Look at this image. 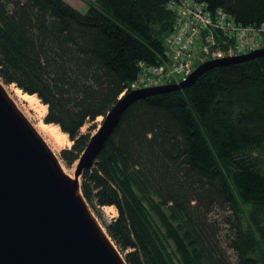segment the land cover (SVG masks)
Returning a JSON list of instances; mask_svg holds the SVG:
<instances>
[{"label": "trees", "instance_id": "1", "mask_svg": "<svg viewBox=\"0 0 264 264\" xmlns=\"http://www.w3.org/2000/svg\"><path fill=\"white\" fill-rule=\"evenodd\" d=\"M170 1L96 0L81 13L64 0H0V78L47 107L44 122L73 143L68 166L93 136L83 127L107 116L140 64L163 63ZM198 1L264 24V0ZM82 192L127 264H264V57L132 104Z\"/></svg>", "mask_w": 264, "mask_h": 264}, {"label": "water", "instance_id": "2", "mask_svg": "<svg viewBox=\"0 0 264 264\" xmlns=\"http://www.w3.org/2000/svg\"><path fill=\"white\" fill-rule=\"evenodd\" d=\"M261 57L264 49L209 60L180 84L128 91L92 136L74 177L0 81V264H127L83 195L84 172L138 100L184 90L213 68Z\"/></svg>", "mask_w": 264, "mask_h": 264}, {"label": "built area", "instance_id": "3", "mask_svg": "<svg viewBox=\"0 0 264 264\" xmlns=\"http://www.w3.org/2000/svg\"><path fill=\"white\" fill-rule=\"evenodd\" d=\"M176 16L167 38L163 63H141V74L121 95L130 90L180 84L209 60L232 58L264 49V24L243 26L223 9L210 11L198 0H172L168 4Z\"/></svg>", "mask_w": 264, "mask_h": 264}, {"label": "rangeland", "instance_id": "4", "mask_svg": "<svg viewBox=\"0 0 264 264\" xmlns=\"http://www.w3.org/2000/svg\"><path fill=\"white\" fill-rule=\"evenodd\" d=\"M64 1L69 3L71 6H73L81 13H86L89 10L90 5L93 4L96 0H64ZM199 65L200 64H198V66ZM0 81L2 82L5 89L12 97V99L18 103V107L20 108V110L26 115V117L29 119V121L33 124V126L36 129H38L40 123L41 124L45 123L44 118L47 114L48 109L45 107L44 104L41 103V101L37 97H36L37 98L36 103L34 105L35 107L31 108V106L27 102L19 100L18 97L15 95L13 88L18 89L15 85H7L2 81L1 78ZM122 97H120V99ZM104 118L105 117H101V119L98 118L95 122L86 124L83 127L82 132L92 133L93 135L96 134L99 128L102 126ZM46 125L49 126V131L47 134L41 133L42 137L44 138L48 146L52 149V151L55 153V155L58 157L62 167L64 168V171L70 176L72 175V177H74L78 163L74 164L73 166H68L61 158V152L64 149L71 148L73 143L70 141L68 136H65V134L61 131V129L58 126L52 124L51 125L46 124ZM101 212L103 215V219L105 221H110L118 216V212L115 207H104L101 209ZM95 214L97 213L95 212ZM98 219L102 223V219L100 217ZM230 254L233 257V263H236V257L234 255V251H230Z\"/></svg>", "mask_w": 264, "mask_h": 264}, {"label": "bare ground", "instance_id": "5", "mask_svg": "<svg viewBox=\"0 0 264 264\" xmlns=\"http://www.w3.org/2000/svg\"><path fill=\"white\" fill-rule=\"evenodd\" d=\"M13 91H14L15 95L18 97L19 100L27 102L31 106V108H34L35 107L34 105H35L36 99H37L36 96L29 95V94H24L20 89L13 88ZM16 104L18 105L17 102H16ZM99 119H101V117H99ZM36 130L40 133V135H41V133L47 134L48 131H49V126L46 125L45 123H42V124L40 123L39 126H38V129H36ZM65 136H67V135L65 134Z\"/></svg>", "mask_w": 264, "mask_h": 264}]
</instances>
